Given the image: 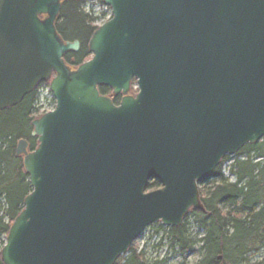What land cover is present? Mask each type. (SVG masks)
Returning <instances> with one entry per match:
<instances>
[{
  "label": "water",
  "instance_id": "water-1",
  "mask_svg": "<svg viewBox=\"0 0 264 264\" xmlns=\"http://www.w3.org/2000/svg\"><path fill=\"white\" fill-rule=\"evenodd\" d=\"M65 1L0 0V113L41 83L57 102L37 148L18 142L32 192L3 264H116L153 224L204 212L200 185L264 140V0H103L112 19L76 68Z\"/></svg>",
  "mask_w": 264,
  "mask_h": 264
},
{
  "label": "trees",
  "instance_id": "trees-1",
  "mask_svg": "<svg viewBox=\"0 0 264 264\" xmlns=\"http://www.w3.org/2000/svg\"><path fill=\"white\" fill-rule=\"evenodd\" d=\"M87 1L66 0L57 23V31L65 42L78 41L81 45L78 52H70L64 57L71 68L89 59V41L98 29L95 26L97 18L85 12ZM97 1L103 3V0ZM99 90L104 96L112 95L108 87ZM120 100L121 97L114 98V103L119 104ZM36 102L34 92L17 107L0 113L1 117L17 111V115L8 121H0L3 125L0 128V214L4 210V215H0V251L5 245L3 237H7L10 226L24 209L25 198L32 192L22 159L16 157V142L25 140L31 152L37 148L38 141L32 137V123L38 111ZM237 157L230 171L236 178L234 183H229L221 174L223 164L230 159L226 157L207 180L218 179L217 186L211 190L200 189L205 211H194L193 215L203 236L191 238L186 223L167 233V238L183 254L200 245L203 255L198 264H248L250 257L264 248V140L245 146ZM161 187L160 182L150 181L147 190L156 191ZM130 252V257L119 259L116 264H145L133 248ZM0 264H3L1 254Z\"/></svg>",
  "mask_w": 264,
  "mask_h": 264
},
{
  "label": "rangeland",
  "instance_id": "rangeland-1",
  "mask_svg": "<svg viewBox=\"0 0 264 264\" xmlns=\"http://www.w3.org/2000/svg\"><path fill=\"white\" fill-rule=\"evenodd\" d=\"M85 12L91 16L97 18L95 26L101 27L103 23L109 20L111 10L100 3L97 0H88L85 4ZM92 58V55L88 60ZM46 87H42L37 94L36 108L37 113L35 119H39L46 112L53 109V103L50 102L48 96H46ZM136 88H132V94H135ZM17 115V111L11 113H5L0 117L1 123L8 121L10 118ZM3 125H0V128ZM1 131V130H0ZM16 142V146H17ZM238 155L231 156L230 159L222 166V172L224 179L229 183H234L236 178L232 175L231 167L238 159ZM216 178L210 179L204 186H200V189L211 190L217 186ZM1 216L4 215V210L1 211ZM184 223L187 224L191 238L195 236L202 237L203 231L198 230L193 211H190L186 216ZM169 228L163 227L160 223L153 224L148 227L142 236L133 244L132 248L136 253L142 257L145 264H198L202 258V252L200 251V245L193 247L189 252L183 254L179 247L175 246L170 238H167ZM6 240V237H3ZM1 252V251H0ZM131 252L125 254L120 259H127L130 257ZM264 262V248L252 255L248 264H260Z\"/></svg>",
  "mask_w": 264,
  "mask_h": 264
},
{
  "label": "built area",
  "instance_id": "built-area-1",
  "mask_svg": "<svg viewBox=\"0 0 264 264\" xmlns=\"http://www.w3.org/2000/svg\"><path fill=\"white\" fill-rule=\"evenodd\" d=\"M46 96H48L50 102L53 103V108H54L55 107V102H54L53 96L50 94V90L49 89H46Z\"/></svg>",
  "mask_w": 264,
  "mask_h": 264
},
{
  "label": "flooded vegetation",
  "instance_id": "flooded-vegetation-1",
  "mask_svg": "<svg viewBox=\"0 0 264 264\" xmlns=\"http://www.w3.org/2000/svg\"><path fill=\"white\" fill-rule=\"evenodd\" d=\"M72 43H74V42H72ZM80 49H81V45H80V47H79L78 51H79ZM70 52H74V51H70ZM70 52H68V53H70ZM68 53H67V54H68ZM67 54H66V55H67ZM40 87H41V84H40V85H38V86H37V88H36V90L34 91V92H36V94H38V92L40 91V90H39V89H40ZM16 149H17V147H16ZM21 158H22V157H21ZM211 179H213V178H211Z\"/></svg>",
  "mask_w": 264,
  "mask_h": 264
}]
</instances>
